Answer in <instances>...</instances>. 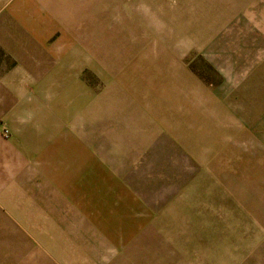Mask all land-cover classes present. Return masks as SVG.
Returning a JSON list of instances; mask_svg holds the SVG:
<instances>
[{
    "label": "rangeland",
    "instance_id": "rangeland-1",
    "mask_svg": "<svg viewBox=\"0 0 264 264\" xmlns=\"http://www.w3.org/2000/svg\"><path fill=\"white\" fill-rule=\"evenodd\" d=\"M219 1L0 6V264L54 263L70 235L142 238L141 264H264V147L200 52Z\"/></svg>",
    "mask_w": 264,
    "mask_h": 264
},
{
    "label": "crops",
    "instance_id": "crops-1",
    "mask_svg": "<svg viewBox=\"0 0 264 264\" xmlns=\"http://www.w3.org/2000/svg\"><path fill=\"white\" fill-rule=\"evenodd\" d=\"M9 2L11 4V0H0V6L6 4L7 7ZM213 11L214 21L211 23L210 20L205 25L208 28L204 27L203 41L199 40V45L203 42L200 52L219 77L212 92L213 97L215 101L224 104L221 106L228 110L229 116L235 118L232 120L235 128L230 124L231 130L249 133L245 140L254 143L255 147L263 148L264 0H220L218 5L214 3ZM10 13L11 7L0 12V27L3 29L1 31L6 30L5 33L10 28L9 19L5 15ZM241 127L247 131L236 130ZM40 201L36 199V204L41 206L45 203L49 208L53 205L51 201ZM28 202L30 205L33 203ZM67 204L65 208L69 207ZM90 240L94 238L72 235L63 238L54 257L49 258L54 263L48 264H141L144 256L151 258L147 249L145 252L137 248L143 245L142 238L137 236L103 237L96 250L90 248ZM24 256L16 264H30L26 260L23 262ZM42 259L44 263L37 260V264L48 262L46 258Z\"/></svg>",
    "mask_w": 264,
    "mask_h": 264
}]
</instances>
